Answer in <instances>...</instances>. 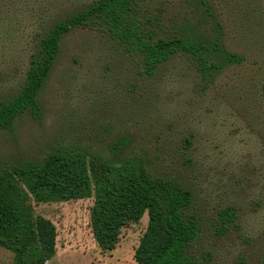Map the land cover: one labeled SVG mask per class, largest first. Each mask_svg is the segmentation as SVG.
Wrapping results in <instances>:
<instances>
[{"label": "rangeland", "instance_id": "obj_1", "mask_svg": "<svg viewBox=\"0 0 264 264\" xmlns=\"http://www.w3.org/2000/svg\"><path fill=\"white\" fill-rule=\"evenodd\" d=\"M90 1L0 0V101L21 86L48 27ZM206 2L217 29L193 0H151L143 14L164 36L180 31L207 43L218 37L236 62L207 79L176 53L144 74L98 24L71 28L37 93L39 116L26 111L9 130L0 129V170L64 152L138 161L190 193L186 212L198 222L190 255L201 264H261L264 0ZM29 203L56 231L54 255L44 264H137L132 253L146 212L120 229L114 248L102 251L89 228L92 198ZM225 209L232 218L221 231L218 214ZM0 264H13L2 247Z\"/></svg>", "mask_w": 264, "mask_h": 264}, {"label": "trees", "instance_id": "obj_2", "mask_svg": "<svg viewBox=\"0 0 264 264\" xmlns=\"http://www.w3.org/2000/svg\"><path fill=\"white\" fill-rule=\"evenodd\" d=\"M193 1L213 19L217 29L220 25L206 0ZM150 2L91 0L79 12L54 21L29 59L19 89L0 101V129L9 130L23 112L39 116L37 93L58 53L61 37L74 27L98 24L125 53L134 56L144 74H151L176 53L189 59L207 79L226 63L238 60L220 46L218 37L207 43L180 31L170 36L160 34L153 19L143 14ZM29 198L37 203L92 198L89 228L102 251L114 248L120 229L137 222L146 212V226L132 253L135 263L201 264L188 253L198 236V222L186 212L190 193L170 179L151 175L138 161L114 163L64 152L0 170V247L12 253L13 264H44L55 252L54 224L33 213ZM218 218L222 231L232 218L231 209L219 212Z\"/></svg>", "mask_w": 264, "mask_h": 264}]
</instances>
